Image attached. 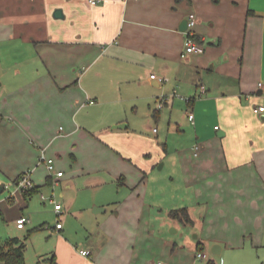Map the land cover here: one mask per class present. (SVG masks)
<instances>
[{"label":"crops","instance_id":"0c3cea01","mask_svg":"<svg viewBox=\"0 0 264 264\" xmlns=\"http://www.w3.org/2000/svg\"><path fill=\"white\" fill-rule=\"evenodd\" d=\"M56 8L62 18L53 16ZM190 13L204 50L182 58L179 25ZM5 38L16 41L10 47L20 58V76L0 83V193L27 171L36 192L60 182L61 169L55 181L42 173L48 170L39 162L42 154L70 173L122 176L119 211L104 218L107 240L88 257L80 249L76 264H148L143 252L153 231L147 226L157 217L148 213L138 169L153 143L144 142L126 115L129 102L137 110L130 94L136 78L157 88L169 82L173 95L179 90L188 97L181 98L187 125L180 130L176 123L181 147L166 151L162 163H170L167 183L175 199L166 213L184 209L191 220L182 221L186 246L200 252L220 246L217 264H248L237 257L264 247V114L253 112L264 104L257 88L264 81V0H98L92 6L86 0H0V41ZM117 124L122 127L112 128ZM99 182L94 177L87 184ZM23 191L0 195V216L15 226L30 198ZM55 203L64 209L59 201L53 209ZM73 203L67 201L66 212ZM186 224L195 232L192 240ZM163 244L174 252L185 247ZM51 258L57 264V255Z\"/></svg>","mask_w":264,"mask_h":264},{"label":"rangeland","instance_id":"374dc122","mask_svg":"<svg viewBox=\"0 0 264 264\" xmlns=\"http://www.w3.org/2000/svg\"><path fill=\"white\" fill-rule=\"evenodd\" d=\"M13 42L16 41L6 38L0 41V83L6 78L20 76V73H16L20 58H17L16 53L10 47ZM138 80L136 78V81L132 83L131 90L133 91L130 93L134 97L132 99L135 100L137 110L134 111L129 102L126 115L132 125L134 124L136 131L144 137V142L150 139L153 143L151 150L142 157L144 168L139 166L138 171L141 172V176H145L142 182L146 188L148 213L155 218L157 217L156 219L151 218L152 224L147 226L153 232L151 239L146 241V245L148 243L150 245L144 249L143 258H146L148 264H217L221 255H213L208 250H201L200 252L196 247L189 248L186 246L182 230V224L186 222L183 215L173 216V208L168 207L171 209V212L169 211L171 215L165 210L168 205L175 202L173 192H171V188H168L169 183H167L170 163L162 166L161 169L158 166L160 163H165L163 158L166 156V151L172 152L178 148L184 138V135H181V132L176 129V123L181 124L180 130L187 125V118L184 113L186 107L183 104L185 102L181 98L187 100L188 97L179 90H176L173 95L172 89L168 88L169 82L161 88H157L150 81L146 85L138 83ZM172 100L173 104L171 103ZM165 101L171 108L165 105ZM153 130L157 133H154ZM40 157L39 162L41 163ZM52 160L55 170L61 169L66 173V176L60 182L42 184L39 191L27 199L28 205L23 210V214L29 218V221L25 228L19 230L15 226V220H4L0 216V241L3 242L4 239L10 237L24 241L26 244L24 256L26 264H42L43 262L55 264L51 258L53 254L57 255V264H76L80 249H93L92 253H94L107 240L104 218L110 213L115 215V212L119 211L117 205L122 201L125 194V187L120 180L122 176H115L113 170L89 174L81 171L70 173L69 167H63L62 163H60V168L56 167L58 159ZM26 173L33 182L30 173L28 171ZM42 173L47 176L50 175L51 179L55 181V175L48 170H43ZM94 177L100 178L101 182L94 185L87 184ZM67 180L73 182V187L67 188L65 186ZM15 182L0 195L12 196L17 187ZM18 190L20 193L21 189ZM41 194L44 196L43 199H41ZM70 199L74 203L66 212L67 201ZM56 201L61 202L64 206L59 215L55 214L53 209V203ZM94 207H105L107 211L94 213ZM171 220H174L172 225L169 224ZM57 222L64 226L61 233L54 229ZM177 226L181 227L178 232L175 231ZM186 226V233L192 240L195 232L190 231L191 227L188 224ZM60 235H63L67 245L62 242ZM164 240H172L179 243L180 246L184 244L185 247L181 246L174 252L164 246ZM198 253L204 254L205 257H198ZM240 258L247 261L248 264H264V247L254 249L247 256L237 257V259ZM211 260L213 261L211 262Z\"/></svg>","mask_w":264,"mask_h":264},{"label":"built area","instance_id":"2783aa9c","mask_svg":"<svg viewBox=\"0 0 264 264\" xmlns=\"http://www.w3.org/2000/svg\"><path fill=\"white\" fill-rule=\"evenodd\" d=\"M87 3L89 5H96L98 3V0H86ZM187 29L184 31L185 34V39H184V50L181 53V57L184 58L186 55L190 54V53H202L203 52V46L196 41V39L194 38V33H193V27L196 24V16L193 13H190L187 16ZM151 78H155V75H151ZM201 92L205 93V88L204 86H201ZM257 88L264 93V81H259L257 83ZM253 112L256 114H264V104H257L254 108H253ZM189 120H193V114L189 113L188 115ZM195 150H198V146H195ZM41 161L44 162L46 164V167L48 169V171L51 174H54L56 177H60L63 175L62 171H58L55 170L54 167V162L51 158H46L44 156V154L41 155ZM16 189H21V190H26L29 188L33 187V183L31 182V180L27 177V173L25 172L24 174H22L17 180H16ZM54 209L56 212H59L62 209V205L60 203H55L54 204ZM28 222V218H26L25 216H21L19 218H17L16 220V226L18 228H23V226L25 225V223ZM56 229H61L62 228V224L60 222H58L56 224ZM79 253L84 256V257H88L90 255V251L88 250H80ZM200 258H204L205 255L198 253L197 255ZM44 264H48V263H44Z\"/></svg>","mask_w":264,"mask_h":264},{"label":"trees","instance_id":"16d2710c","mask_svg":"<svg viewBox=\"0 0 264 264\" xmlns=\"http://www.w3.org/2000/svg\"><path fill=\"white\" fill-rule=\"evenodd\" d=\"M38 188L32 187L23 191L25 197H31ZM173 216L179 217L183 215V219L186 222H190L186 211L184 209L178 211L173 210ZM181 220V219H180ZM25 242L18 238H11L6 245H0V262L3 264H25Z\"/></svg>","mask_w":264,"mask_h":264},{"label":"water","instance_id":"95a60500","mask_svg":"<svg viewBox=\"0 0 264 264\" xmlns=\"http://www.w3.org/2000/svg\"><path fill=\"white\" fill-rule=\"evenodd\" d=\"M53 16L55 18H62L63 17V12H62V9L61 8H56L54 11H53ZM187 23H188V20L187 18H184L181 22H180V25H179V30L181 32H184L186 29H187ZM122 124H117L115 126H112V128H121ZM162 167V163L159 164L158 168L160 169ZM2 186H0V190H1ZM219 249H220V246L218 245H214L211 249V252L213 255H219L220 252H219ZM218 250V251H217Z\"/></svg>","mask_w":264,"mask_h":264}]
</instances>
